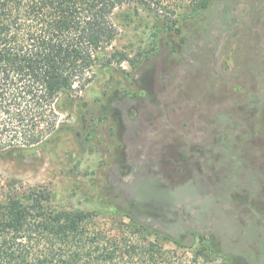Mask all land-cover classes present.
<instances>
[{"label":"rangeland","instance_id":"rangeland-1","mask_svg":"<svg viewBox=\"0 0 264 264\" xmlns=\"http://www.w3.org/2000/svg\"><path fill=\"white\" fill-rule=\"evenodd\" d=\"M209 1L214 17L226 9L229 24L216 20L204 33L208 54L189 58L172 51L179 39L164 35L155 12L118 9L120 34L106 55L128 58L97 66L79 94L83 110L61 115L71 127L67 153L0 161V188L42 191L55 211L131 201L213 228L246 264H264V0Z\"/></svg>","mask_w":264,"mask_h":264},{"label":"trees","instance_id":"trees-1","mask_svg":"<svg viewBox=\"0 0 264 264\" xmlns=\"http://www.w3.org/2000/svg\"><path fill=\"white\" fill-rule=\"evenodd\" d=\"M210 3L0 0V161L67 153L63 137L71 127L61 115L85 107L79 94L97 66L109 68L128 58L106 55L120 34L118 9L138 5L155 12L164 35L179 39L172 51L189 58L198 49L208 54L204 33L216 20L229 24L226 9L214 17ZM201 165L205 172L206 164ZM48 202L46 193L34 188L12 182L0 188V264H212L219 257L246 264L213 228L199 231L180 216L164 218L134 208L131 201L95 211H55Z\"/></svg>","mask_w":264,"mask_h":264}]
</instances>
